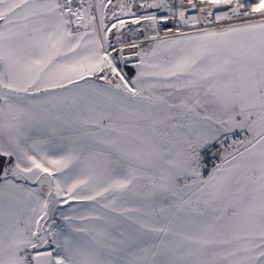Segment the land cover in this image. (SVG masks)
Here are the masks:
<instances>
[{
    "label": "snow or ice",
    "instance_id": "snow-or-ice-1",
    "mask_svg": "<svg viewBox=\"0 0 264 264\" xmlns=\"http://www.w3.org/2000/svg\"><path fill=\"white\" fill-rule=\"evenodd\" d=\"M0 264H264V0H0Z\"/></svg>",
    "mask_w": 264,
    "mask_h": 264
},
{
    "label": "crops",
    "instance_id": "crops-1",
    "mask_svg": "<svg viewBox=\"0 0 264 264\" xmlns=\"http://www.w3.org/2000/svg\"><path fill=\"white\" fill-rule=\"evenodd\" d=\"M116 2V0H113V3H115ZM131 72H129V75L131 76V75H134V69L133 68H130L129 69Z\"/></svg>",
    "mask_w": 264,
    "mask_h": 264
},
{
    "label": "rangeland",
    "instance_id": "rangeland-1",
    "mask_svg": "<svg viewBox=\"0 0 264 264\" xmlns=\"http://www.w3.org/2000/svg\"><path fill=\"white\" fill-rule=\"evenodd\" d=\"M130 68H131V67L126 68L125 71H127V72H128V71L131 72V71L129 70ZM129 72H128V74H129ZM129 76H130V75H129Z\"/></svg>",
    "mask_w": 264,
    "mask_h": 264
},
{
    "label": "built area",
    "instance_id": "built-area-1",
    "mask_svg": "<svg viewBox=\"0 0 264 264\" xmlns=\"http://www.w3.org/2000/svg\"><path fill=\"white\" fill-rule=\"evenodd\" d=\"M233 4H235L236 0H232Z\"/></svg>",
    "mask_w": 264,
    "mask_h": 264
}]
</instances>
